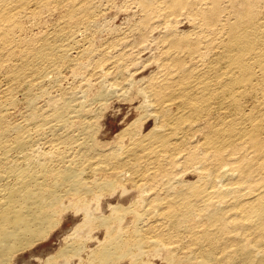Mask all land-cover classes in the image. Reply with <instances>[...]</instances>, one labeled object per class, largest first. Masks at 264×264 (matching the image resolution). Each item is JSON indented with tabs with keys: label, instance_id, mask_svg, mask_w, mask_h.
Segmentation results:
<instances>
[{
	"label": "bare ground",
	"instance_id": "obj_1",
	"mask_svg": "<svg viewBox=\"0 0 264 264\" xmlns=\"http://www.w3.org/2000/svg\"><path fill=\"white\" fill-rule=\"evenodd\" d=\"M70 216L40 264H264V0H0V264Z\"/></svg>",
	"mask_w": 264,
	"mask_h": 264
},
{
	"label": "rangeland",
	"instance_id": "obj_2",
	"mask_svg": "<svg viewBox=\"0 0 264 264\" xmlns=\"http://www.w3.org/2000/svg\"><path fill=\"white\" fill-rule=\"evenodd\" d=\"M113 14L114 12L112 13V15ZM121 17H123L122 14L119 16L120 19L117 18L116 20H119L118 22H120L122 20ZM134 105L133 103H130V101L127 100H112V103L110 104L108 110L102 117L103 126L101 132H103L104 134L107 133L106 135H109L108 138H110V136L117 132L127 120L135 118L138 113V110L135 108ZM128 117L130 119H128ZM69 215H71V213ZM73 221L74 220L71 216L65 219L62 226L58 227L55 231H53L51 235L47 237V239L36 243L33 249L23 252L22 254L25 255L17 258L16 264H40L39 261L35 259V256H45L48 252H51L56 247H58L63 241L64 234L72 226ZM71 264L74 263L72 262Z\"/></svg>",
	"mask_w": 264,
	"mask_h": 264
}]
</instances>
